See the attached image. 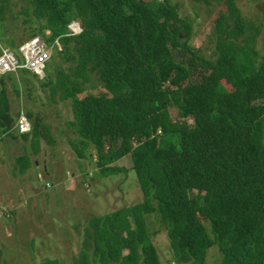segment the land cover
<instances>
[{
    "label": "trees",
    "instance_id": "16d2710c",
    "mask_svg": "<svg viewBox=\"0 0 264 264\" xmlns=\"http://www.w3.org/2000/svg\"><path fill=\"white\" fill-rule=\"evenodd\" d=\"M12 1L0 0V24ZM17 1L30 7L22 8L25 22L40 20L32 36L58 38L62 51L46 60L42 78L27 69L7 74L12 90L18 95L17 75L27 80L30 73L50 101H70L73 118L66 124L92 146L99 172L126 170L115 163L130 156L143 194L90 217L73 264H160L148 221L153 214L174 264H205L213 245L220 264H264V55L236 0H217L225 9L214 19L211 59L189 43L192 23L170 0ZM72 20L82 27L76 35L67 28ZM92 75L103 86L97 93L87 91ZM3 77L0 132L7 134L20 114L10 113ZM26 114L33 117L30 108ZM28 123L22 137L37 153L40 140L52 138L45 124ZM31 163L28 155L18 157L17 170ZM40 264L60 262L49 257Z\"/></svg>",
    "mask_w": 264,
    "mask_h": 264
},
{
    "label": "rangeland",
    "instance_id": "374dc122",
    "mask_svg": "<svg viewBox=\"0 0 264 264\" xmlns=\"http://www.w3.org/2000/svg\"><path fill=\"white\" fill-rule=\"evenodd\" d=\"M13 1L0 24V37H8V40L0 39V54L3 50L15 52L20 61L15 69H27L24 68L28 67L26 63H22L24 56L20 47L32 37L39 36H32L30 28L39 27L41 23L36 18L25 22L27 15L22 8L29 9L28 2ZM170 2L177 4L180 15L192 23L189 43L198 48L201 55L214 58V19L219 10L225 9L224 5L217 0H209L208 3L205 0ZM236 4L242 16L254 24L255 31L250 30L247 34L255 37L253 44L264 55V0H236ZM72 22L75 23L73 26ZM67 28L72 35L82 31L77 20L69 22ZM45 43L49 54L47 60L62 51L58 38ZM59 62L61 68L66 67L65 61L59 59ZM3 72L0 69V76L5 79L4 90L10 113L23 115L32 125L35 119L45 124L50 132L47 138L52 139L42 138L35 153L30 139L22 137L30 133L22 117L18 124H13L9 133L0 132V213L2 209L11 211V214L8 211L0 216V264H40L49 257L59 259L60 264H73V255L82 248L83 229L90 217L142 200L137 175L130 166V156H125L115 165L123 166L126 172L103 176L90 155L92 146H87L81 136L66 124L73 118L70 101H50L49 91L41 86L40 79L30 73L26 81L17 75L21 89L17 95L7 75L17 71ZM224 85L229 88L226 83ZM102 87L92 75L87 91L97 93ZM27 108L31 109L33 117L27 116ZM170 115L173 121H180L175 109H170ZM73 142L79 151L74 149ZM24 155H28L32 163L27 170L20 172L16 159ZM148 221L150 230L155 231L152 239L160 254V264H174L166 230L155 214ZM204 223L210 232V221ZM221 258L217 245H213L208 250L205 264H220Z\"/></svg>",
    "mask_w": 264,
    "mask_h": 264
},
{
    "label": "built area",
    "instance_id": "2783aa9c",
    "mask_svg": "<svg viewBox=\"0 0 264 264\" xmlns=\"http://www.w3.org/2000/svg\"><path fill=\"white\" fill-rule=\"evenodd\" d=\"M72 23L71 26L75 24ZM41 38L39 36H34L25 43H23L20 47V50L24 56V60L22 63H26V65L28 66L24 68L35 72L39 77H43L45 62L49 58V54L46 50L45 40ZM18 62L20 61L18 60L17 56H15L9 50H3V52L0 54V69L2 71L16 72L17 69H19H15L18 66Z\"/></svg>",
    "mask_w": 264,
    "mask_h": 264
},
{
    "label": "bare ground",
    "instance_id": "6f19581e",
    "mask_svg": "<svg viewBox=\"0 0 264 264\" xmlns=\"http://www.w3.org/2000/svg\"><path fill=\"white\" fill-rule=\"evenodd\" d=\"M14 54H15V52H14ZM3 73H9V72H3ZM20 117H22L23 121L25 119V122L27 123L28 129H29V123H28V120L26 119V117H24L23 115H21Z\"/></svg>",
    "mask_w": 264,
    "mask_h": 264
},
{
    "label": "clouds",
    "instance_id": "9594fccd",
    "mask_svg": "<svg viewBox=\"0 0 264 264\" xmlns=\"http://www.w3.org/2000/svg\"><path fill=\"white\" fill-rule=\"evenodd\" d=\"M2 214V213H1ZM3 215V214H2Z\"/></svg>",
    "mask_w": 264,
    "mask_h": 264
}]
</instances>
